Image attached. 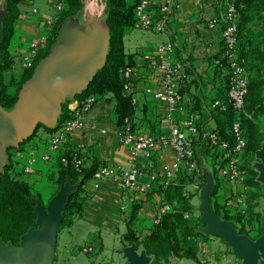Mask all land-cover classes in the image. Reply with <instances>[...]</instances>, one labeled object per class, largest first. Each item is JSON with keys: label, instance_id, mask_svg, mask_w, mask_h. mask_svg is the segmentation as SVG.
Instances as JSON below:
<instances>
[{"label": "crops", "instance_id": "obj_1", "mask_svg": "<svg viewBox=\"0 0 264 264\" xmlns=\"http://www.w3.org/2000/svg\"><path fill=\"white\" fill-rule=\"evenodd\" d=\"M136 1L128 0L130 4H135ZM167 2H170L172 7L169 20L162 33L129 27L123 36L124 54L131 58L133 68L130 82L134 109L131 119L133 129L137 134L150 137L168 134V106L165 102L154 99L152 94L159 89V74L150 69L146 61L147 57L156 55L158 46L168 43L173 48L171 58L182 62L188 75L182 88V107L172 113V118L180 123L190 113H194L199 131L194 139L193 150L200 175L195 177L181 170L175 179V184L182 185L183 195L188 198L194 209H198L200 191L205 186L204 175L212 177L215 188L210 200L216 206V209L214 208L216 216L220 220L232 222L236 228L240 225L234 217L237 212L245 210L243 188H248L240 183H218L214 156L208 150L207 139L203 137L208 131L220 132L216 112L209 110L208 107L215 100L225 99L227 73L225 69L214 65L222 52L221 27L208 29L206 23L217 17L226 0H146V9L150 18L157 20L160 6ZM96 4L97 0L87 6L89 14L95 13ZM68 8L66 3L64 11ZM19 11L21 14L25 13L26 17L20 15L14 24L13 36L8 46V57L11 64L1 73L10 78V84L21 82L24 73L21 61L28 44L40 37H49L51 26L47 21L55 15L54 1L31 0L29 3H21ZM79 11L70 18L78 19ZM85 22L87 23L86 20ZM80 101L74 97L66 104L62 115L57 119V126ZM81 122L82 127L70 135L65 146L66 150H73L80 146L86 167L95 164L98 168L106 164L122 170L130 168L127 150L118 136L115 101L111 94L97 97L90 111L81 117ZM42 130V128L37 130V137L39 134L43 136H39L38 139L45 138ZM228 131L227 128L226 136H229ZM31 141L25 142L18 149L9 150L8 157L10 156L14 161L24 162L26 155L18 157L16 152L21 151ZM39 141L37 147L38 152L41 153L46 145L41 140ZM263 144L264 140L261 145ZM174 156L171 148L157 147L153 151L151 160L138 157L135 165L143 174L139 179L140 183H147L149 174L162 172V167L170 165ZM245 157L244 155L242 162ZM257 163L262 164L263 161L258 160ZM48 166L38 159L34 165V173L21 177L30 187L47 198L52 193V184L47 180ZM253 170L256 172L255 169ZM80 196L82 197L81 215L74 216L71 225L61 226L57 231V250L61 251L63 257L66 258L71 251L75 252L82 245L93 254H110L113 260H118L121 254L122 236L128 231V227H131L137 237L143 238L149 233L163 194L158 184L152 185L148 193L124 192L118 189L114 180L106 178L97 186L94 181L88 180L83 185ZM134 207H137V211L131 220ZM263 210L262 208L260 212ZM262 216L261 212L258 222L254 220L249 227L246 226V230L251 229L248 235H258ZM194 217L195 214L189 213L188 224L191 227L194 226ZM217 240L210 237L208 240L198 236L188 237L183 244L192 249L198 261L177 258H171L169 261L177 260L182 261V264H186L185 262L198 264L199 255L209 254L213 258L215 257L213 250L218 251L219 249ZM138 249L141 251L142 247L138 246ZM217 257L224 258L225 256L222 252Z\"/></svg>", "mask_w": 264, "mask_h": 264}, {"label": "trees", "instance_id": "obj_2", "mask_svg": "<svg viewBox=\"0 0 264 264\" xmlns=\"http://www.w3.org/2000/svg\"><path fill=\"white\" fill-rule=\"evenodd\" d=\"M66 1L69 8L62 12L59 20L54 24L53 35L66 18L76 14L82 7L81 0ZM3 2L6 16L2 20L0 53L3 57V64L0 66V74L7 70L11 64L8 57V46L13 36L14 23L21 15L19 5L24 0H3ZM104 2L105 22L109 31L108 51L102 67L97 70L87 88L76 96V99L83 100L89 95L97 98L111 94L115 101L116 123L120 128L125 119H132L134 113L132 94L124 91L119 70L127 66L132 67L131 58L124 54L123 36L126 29L134 24L135 4H130L128 0H104ZM235 4L239 11V55L244 60L249 75L248 92L244 99V114L242 115V128L247 138L246 157L244 159L247 162L244 163L243 161V167L246 168L245 186L249 191L246 195L247 208L245 214L237 212L234 219L240 225L239 233L248 235L251 229L246 230V226L249 227L254 220L259 221V214L253 212V204L257 203L256 201L260 196V185L255 181L257 173L249 169L247 165L253 158V154L260 149L264 140V0H236ZM53 35L48 42V46L53 39ZM46 54L47 50L38 54L35 65ZM33 68L23 73L22 84L31 77ZM0 85L2 86L0 106L10 110L17 100V92H12L9 86L3 85L1 81ZM222 101L225 102L226 100ZM232 119L233 113L230 107L223 112L216 111L217 125L221 132L219 134L223 139H230L228 135L226 136L225 130L229 129ZM37 130L22 144L38 138ZM54 130L44 128L42 133L45 138L40 137L39 140L46 144L49 134ZM8 160L9 164L5 165L0 173V240L4 244L17 247L26 232L36 226L37 217L31 200L38 198L41 202L44 201L40 193L21 179L24 175L25 162L11 160L10 156ZM48 167L47 180L53 186L52 196L65 182L66 177L72 183L80 181L77 190L69 197L65 211L62 214L61 226H69L74 216L81 215L82 197L80 193L83 185L91 179L97 169L96 165L85 166L82 168L80 175L74 171L70 163L63 165L57 162ZM217 181L219 183L218 179ZM162 193L165 201L170 204H173L174 201L178 202V207L164 215L158 224H153L149 229V233L142 239H139L131 227H128V231L122 236V242H134L137 246H141L146 256L153 258V264L168 263L171 258L190 259L197 262L198 259L192 249L185 247L183 244L186 238L201 237V235L195 232V227L189 226L188 220L184 217L185 214L191 213L192 205L188 198L183 195L182 185L178 183L171 184ZM213 207L216 206L213 205ZM136 211L137 207H134L131 220L134 218Z\"/></svg>", "mask_w": 264, "mask_h": 264}, {"label": "built area", "instance_id": "obj_3", "mask_svg": "<svg viewBox=\"0 0 264 264\" xmlns=\"http://www.w3.org/2000/svg\"><path fill=\"white\" fill-rule=\"evenodd\" d=\"M31 0H24L29 3ZM55 15L47 21L49 25L57 21L60 13L64 11L66 0H53ZM236 0H226L223 8L217 17L206 23L208 29L221 27V56L214 62V65L225 69L227 75V89L225 102L215 100L211 103L209 110L223 112L230 107L233 119L229 127L230 139H223L217 130L204 133L207 139V147L214 156V167L219 183H241L245 178V172L241 169V163L247 146V138L242 128V115L244 114V99L248 92L249 75L244 65V60L240 57V47L238 45V23L239 11L235 4ZM172 4L167 2L160 6L159 17L153 20L148 15L146 0H137L134 8V24L132 27L155 33H162L170 17ZM35 12V11H33ZM26 17V14H21ZM45 37L28 44L26 53L22 56L24 69L30 70L34 67L39 51L43 48ZM173 48L165 43L157 48L154 57H147L146 61L153 71L159 74V89L152 92L154 99L165 102L168 106L169 115L167 117V135L150 137L135 133L130 119H125L119 128L118 136L121 144L126 148L130 168L111 167L109 165L99 166L93 173L91 180L96 186L103 179L109 178L116 182L119 190L137 191L148 193L152 185L158 184L159 190L163 192L169 185L175 184L178 173L183 170L185 173L200 175L196 157L193 150L194 139L199 134L196 115L190 113L187 118L178 123L172 118V113L182 107L183 95L182 88L188 79L186 69L182 62L171 58ZM225 65L226 67H224ZM133 68L124 67L119 70V75L123 80V89L130 93V82L132 79ZM148 92H150L148 90ZM96 101V97L89 95L79 102V104L68 112V116L60 122L56 129L49 134L45 149L38 152V138L32 140L21 151L16 152V156L26 155L23 167L24 175L34 173V165L40 161L54 165L57 162L65 165L70 163L77 174H81L85 167L82 149L80 146L73 150H66L65 146L70 135L78 128L82 127L81 117L87 114ZM133 104V100H132ZM169 147L174 152V160L170 165H164L162 172L151 173L147 183H140L139 179L143 175L135 165L138 157L151 160L153 151L157 148ZM163 194V193H162ZM178 203L173 204L165 201L164 197L160 200L157 215L153 224H158L160 219L176 209ZM188 220L189 214H185ZM142 239L141 237H138Z\"/></svg>", "mask_w": 264, "mask_h": 264}, {"label": "water", "instance_id": "obj_4", "mask_svg": "<svg viewBox=\"0 0 264 264\" xmlns=\"http://www.w3.org/2000/svg\"><path fill=\"white\" fill-rule=\"evenodd\" d=\"M5 16L6 10L3 2V12L0 15V41L2 20ZM70 19L69 17L66 20L69 25L74 27V22ZM66 32L65 30L61 31L60 40ZM71 34L76 37L75 44L79 45L76 50L81 52L79 53L81 60L78 63H70L58 53L57 48L60 43L57 46H51L48 54L40 59L33 68L31 77L21 85L13 107L3 112L1 110L3 108L0 106V173L5 164H9L7 149H18L19 144L34 134L38 125L49 130L56 129L55 114L59 110L60 103L63 99H72L80 95L87 88L97 70L104 64L109 46V31L106 22L102 26L96 18L95 24L87 22L85 29L73 28ZM2 64L3 57L0 53V66ZM255 159L264 163V144L255 152ZM263 163L256 162L255 170L257 173L256 182L264 184ZM204 183L205 186L199 195V209L202 212L201 221L204 226L201 229L198 228V232H201L202 235H211L222 239L241 259L240 264H256L258 253L256 244L245 235L240 234L232 222L220 220L216 216L210 200L215 188L214 181L212 177L204 175ZM79 184L80 181L72 183L66 177L64 184L60 186L48 203L47 212L44 211L40 199L31 200L37 217L36 226L29 229L21 238L19 243V245L21 243L23 245L21 251L12 252V246L4 244L0 240L6 245L0 246V264H51L53 262L57 229L62 222V214L69 197L77 190ZM262 213L260 240L264 259V210ZM129 243L132 244L131 250L126 249L123 252L128 264H148L151 261L152 257L146 256L143 249L137 253L138 246L134 242Z\"/></svg>", "mask_w": 264, "mask_h": 264}, {"label": "rangeland", "instance_id": "obj_5", "mask_svg": "<svg viewBox=\"0 0 264 264\" xmlns=\"http://www.w3.org/2000/svg\"><path fill=\"white\" fill-rule=\"evenodd\" d=\"M94 2H95V0H81L82 7H81V10L79 11V14L77 15L79 20L76 18H75V20L70 19V21L74 22L75 26L72 27L71 25L68 24V21L65 20L61 25H59L58 29L55 32V35H53L52 34L53 33V31H52L53 26L59 20L61 14H62V13H60L59 17L57 18V21L50 25L51 26L50 35H49V37L45 38V43L43 45V48L40 49L39 54L42 53L44 50H47V54H48L49 48L51 46H53V45L57 46V44L60 43V45L57 48L59 55L61 54L62 57L66 58L68 60V62H70V63H78L81 60V57L79 54L81 52H78L76 50V48L78 49L79 45L77 43L75 44L76 37L71 34L72 29L73 28L78 29V27L85 29V25H86L85 20L89 24L93 25L96 23V18L98 19L99 22H101L102 26H104V24H105V2H104V0H97V4L94 6L95 7V13L93 15L89 14V12L87 11V6L91 3H94ZM2 12H3V2L0 1V15L2 14ZM62 12H64V11H62ZM64 24H67V25L64 26ZM62 30L63 31L65 30L67 32L65 33V36L60 40ZM52 35H53V39L48 46V42H49V40H51L50 38L52 37ZM67 35H69V37L66 38ZM66 41H68V42L66 43ZM75 52H77L78 54H76ZM59 55L57 54L58 57H60ZM87 62H88V60H87ZM21 64H22V61H21ZM22 67H23V64H22ZM25 71H28V70L24 69V67H23V72H25ZM0 81L3 83V85H8L12 92H17V93H18V91L22 85L21 82H19V83L15 82L13 84H10L9 83L10 78L6 74L5 75L0 74ZM0 88L2 89L1 85H0ZM70 100L71 99L66 98V99H63V101L60 103L59 110L55 114V117L57 119L62 115L64 107L66 106V104ZM1 110L3 112L8 111L7 109H4V108ZM41 128L44 129L45 127L42 125H38L36 129H41ZM38 136H41V134H39ZM21 144H19V147L21 146ZM8 150H14V148H8L6 151L7 155H9ZM246 162L247 161L244 160V163H246ZM256 162L257 161H256L255 156L253 154V158L249 161V164L247 165L249 167V169H251V170L256 169V167H257ZM244 163L243 162L241 163V169L245 172V178L240 183V185H242L243 187L245 186V180L247 178L246 168L243 167ZM258 183L260 185V188H259V191H260L259 195L260 196L256 201L257 203L253 204L254 205L253 212L259 214V217H260V213L262 212V211L260 212V210H262V208L264 209V184L260 183V182H258ZM52 191H53V186H52ZM248 191H249L248 189L243 188V193H244L243 206L245 205V210H244V212L241 210L242 211L241 213H244V214H245L246 208H247L246 195H247ZM41 196L43 198V201L45 202V203L42 202V207H43L44 211L47 212V205L54 195L53 196L51 195L49 198H47L43 195H41ZM199 201H200V199H199ZM199 206H200V202H199ZM192 208L193 209H191V212H192V214H195V217H194L195 220H194V226H193V227H195V232L197 234L201 235L200 238H203L205 240H208L209 237L213 238V240L218 239L217 241H218V244L220 245V246L218 245V247H219L218 251L213 250V252L215 254V257H213V258L209 254L205 255V256L199 255V263L198 264H240L241 259L237 256V254L235 252L232 251L231 247L228 246L222 239L217 238V237H213L211 235H202L201 232H198V228L201 229V227L204 226V223H202V221H201L202 212L200 211L199 208L194 209L193 206H192ZM60 228H61V224L59 225L57 231ZM236 229L238 230L239 226H236ZM56 236H57V234H56ZM245 236L248 237L257 246L258 253H257L256 264H264L263 247L261 246V240H260V231H259L258 235L251 234V235H245ZM0 246H6V245H4L0 241ZM131 247H132V244H130L129 242H122L121 254L119 255L118 260H113L112 259L113 256L110 254H105V255H101V253H96V254L94 253L93 254L87 247L82 246V245L80 246V249L75 250V252L71 251L68 254V256H66V258H64L62 252L57 250V248L55 247V256H54V260L51 264H128L126 257L123 255V252H124V250L130 249ZM216 249H217V246H216ZM11 250H12V252L23 250L22 243L15 248L11 247ZM138 252H139V249H138L137 253ZM222 252H223V255L225 257L224 258L217 257L218 255H221ZM229 258H230V260H229ZM185 263L186 264H193V262H190V263L185 262ZM148 264H153V260L149 261ZM160 264H182V261L172 260V261H169L168 263H160ZM194 264H196V263H194Z\"/></svg>", "mask_w": 264, "mask_h": 264}]
</instances>
